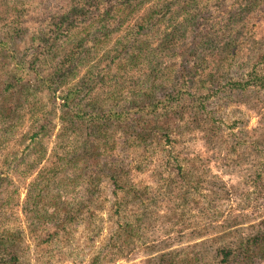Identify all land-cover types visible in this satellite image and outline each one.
Instances as JSON below:
<instances>
[{
	"label": "rangeland",
	"instance_id": "rangeland-1",
	"mask_svg": "<svg viewBox=\"0 0 264 264\" xmlns=\"http://www.w3.org/2000/svg\"><path fill=\"white\" fill-rule=\"evenodd\" d=\"M56 27V42L78 34L87 52L51 91L35 81L54 67V54L20 72L28 104L9 131L0 120V256L219 264L221 250L244 244L250 264H264V87L226 85L264 74V0H0V40L19 55ZM16 73L9 63L0 91ZM182 79L211 94L203 112H140ZM76 87L87 108L144 114L140 134L101 131L99 171L79 170L82 151L68 141L78 132L62 131V97ZM39 175L42 190L30 191Z\"/></svg>",
	"mask_w": 264,
	"mask_h": 264
},
{
	"label": "trees",
	"instance_id": "trees-1",
	"mask_svg": "<svg viewBox=\"0 0 264 264\" xmlns=\"http://www.w3.org/2000/svg\"><path fill=\"white\" fill-rule=\"evenodd\" d=\"M89 1L92 2L93 0ZM58 28L56 27L52 31V38L41 36L32 40L30 48L26 49L27 51H24L21 55L17 51L10 49L11 45L7 38L0 40V78L5 73L6 66L9 63H13L18 69V73H16L14 78L2 80L0 120L3 118V129H1V133L9 131V127L13 128L17 126L21 118V112L29 101V96H27L29 80L28 77L25 78L20 75L22 70L31 69L34 64L44 58L45 53L54 54L57 57L54 67L47 74L38 76L35 81L36 89L51 91L55 79L59 81L69 76L72 73L73 67L80 63V60L85 56L83 52H87V50L79 39L78 34L72 39H65L63 35L61 40H59L60 42H56L60 37L57 36L59 35ZM180 81L179 86H175L161 100L141 106L140 112L147 111V115L150 113L155 118L166 117L169 114L179 115L184 111H190L197 115L199 112H203L207 105L206 101L211 94L200 95L191 92L187 88L184 79ZM226 85L230 91L235 89L241 91L248 87L262 88L264 87V74L253 70L244 80L235 82L229 80ZM62 101L60 115L62 131L65 135H68L71 130H74L76 133L78 132L75 135V139L70 137L68 141L74 140L73 145L75 147L78 146L79 150L82 151V159L84 161L80 166V171H85L86 168L99 171L101 160L97 158L100 156L98 141L101 137L100 134L103 133L101 131H105L107 126L130 127L133 129L132 131L135 130V132L141 133L138 128L142 127L140 126L141 123L144 124L142 121L144 114L135 117L133 116L135 113L133 114V110L130 107L125 108V106H122V108L117 109L114 105L108 104L105 108L99 106L87 108L80 97V89L77 87L69 88L63 95ZM47 121L39 125L38 131L35 132L33 137H38L42 133L41 131L45 129ZM40 177L41 175L33 181L30 191H33V189L42 190L39 189L41 185ZM45 180L46 182L53 183L54 174L51 173ZM0 245L3 246L1 242ZM220 253L219 264H250V251L247 245L241 244L235 251L221 250ZM0 264H17V262L13 256L8 258L0 256Z\"/></svg>",
	"mask_w": 264,
	"mask_h": 264
}]
</instances>
